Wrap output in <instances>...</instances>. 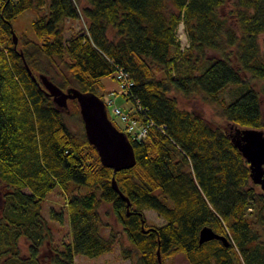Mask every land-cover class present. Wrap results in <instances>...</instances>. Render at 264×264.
Returning a JSON list of instances; mask_svg holds the SVG:
<instances>
[{
	"label": "trees",
	"instance_id": "1",
	"mask_svg": "<svg viewBox=\"0 0 264 264\" xmlns=\"http://www.w3.org/2000/svg\"><path fill=\"white\" fill-rule=\"evenodd\" d=\"M31 7L36 39L14 44L11 21ZM80 15L84 29L65 38V20ZM261 34L264 0H85L80 9L76 0H0V264H75L76 254L111 249L109 209L129 241L120 251L130 264L177 255L184 264H264V190L231 141L236 126L264 130L260 93L244 76L264 79ZM119 72L129 81L121 94L133 103L124 112L148 127L141 139L127 133L135 163L114 172L83 122L79 130L66 123L39 74L99 95L101 77ZM175 90L215 101L226 124L180 107ZM55 187L65 194L71 235L59 246L50 245L41 212ZM144 208L164 221L148 224ZM50 214L62 221L65 213ZM205 225L226 240L199 242ZM44 243L49 253L41 254Z\"/></svg>",
	"mask_w": 264,
	"mask_h": 264
},
{
	"label": "rangeland",
	"instance_id": "2",
	"mask_svg": "<svg viewBox=\"0 0 264 264\" xmlns=\"http://www.w3.org/2000/svg\"><path fill=\"white\" fill-rule=\"evenodd\" d=\"M79 9L85 4V0H76ZM226 11V9H225ZM42 13V9L39 10ZM38 11L31 7L20 12L15 18L12 19V25L16 37V42L20 38H31L36 39L34 30L32 28V21L37 16ZM85 25V18L80 15L75 19H66L64 23L63 35L65 38L69 37L72 33L82 31ZM177 36L182 46L187 44L186 35L183 29V25L180 24L177 29ZM261 46L264 47V34L260 35ZM16 44V43H15ZM245 78L249 83L256 88L260 93L261 101V111L264 116V79L252 77L250 74L245 73ZM52 81V80H51ZM101 85L96 89L99 96L107 102L106 111L111 122L120 130H124V122L121 118L114 114L113 109L115 106L119 107L121 110L126 111L133 109V103L126 96L121 94L119 81L116 77L112 75H106L101 77ZM235 85H229L220 94L225 98L229 97L234 93ZM65 90V89H63ZM175 96L177 98L180 107L191 109L195 112L202 114L208 121L213 124H226L223 115L220 112V108L215 101L210 100L202 93L191 94L185 97L181 92L175 90ZM112 99L109 103L108 100ZM75 109V104L71 101H67V105L63 107L62 112L66 123L70 128L74 130H79L82 128V121H80L78 115L73 113ZM125 131V130H124ZM2 185L0 184V203H1V192ZM65 194L55 187L51 190L42 202L41 212L47 219L49 226L51 227V232L49 236V243L51 246H59L63 241H68L71 238L70 235V225L68 216L66 213V208L63 206L65 203ZM53 207L55 211H59L60 208L63 209L65 213L62 221L54 219L50 214V208ZM108 207V206H107ZM144 216L148 224H161L164 219L155 210L151 208H144ZM109 220L110 225L113 226L116 233V240L113 242L112 248L102 252L96 256H86L83 254H76L74 257L75 264H130L131 260L122 256L120 251V243L124 245H129V241L123 230L122 226L114 218V215L109 209V214L106 217ZM108 228L102 230L103 235L108 234ZM20 246L22 254L26 253L27 242L24 238L20 239ZM49 245L44 243V247L41 249V254L49 253ZM167 264H184V259L177 255L174 258L167 257Z\"/></svg>",
	"mask_w": 264,
	"mask_h": 264
},
{
	"label": "water",
	"instance_id": "3",
	"mask_svg": "<svg viewBox=\"0 0 264 264\" xmlns=\"http://www.w3.org/2000/svg\"><path fill=\"white\" fill-rule=\"evenodd\" d=\"M12 37L15 44L16 37L13 31ZM39 78L46 93L58 106L65 107L67 99H76L84 132L88 141L97 149L102 164L111 167L115 172L135 163L133 148L126 133L111 122L107 115L106 104L99 95L93 91H81L75 87L63 90L44 74H39ZM231 141L248 161L252 182L259 184L264 190V130L236 126L231 133ZM111 183L118 190L113 176ZM120 194L128 204V198L121 192ZM212 238L226 240L225 236L218 234L210 226L201 227L198 241L203 242ZM157 257L159 259L158 252Z\"/></svg>",
	"mask_w": 264,
	"mask_h": 264
},
{
	"label": "built area",
	"instance_id": "4",
	"mask_svg": "<svg viewBox=\"0 0 264 264\" xmlns=\"http://www.w3.org/2000/svg\"><path fill=\"white\" fill-rule=\"evenodd\" d=\"M116 78L119 81L120 88L123 90L126 89L129 84L126 74H124L123 72H119L116 75ZM108 102L111 103L112 100L109 99ZM113 112L121 118V120L125 124V131L132 137L141 139L146 136L148 124H138L137 120L133 116H130L128 113L124 112L117 106L114 107Z\"/></svg>",
	"mask_w": 264,
	"mask_h": 264
},
{
	"label": "bare ground",
	"instance_id": "5",
	"mask_svg": "<svg viewBox=\"0 0 264 264\" xmlns=\"http://www.w3.org/2000/svg\"><path fill=\"white\" fill-rule=\"evenodd\" d=\"M125 74V73H124ZM61 107V106H60Z\"/></svg>",
	"mask_w": 264,
	"mask_h": 264
}]
</instances>
